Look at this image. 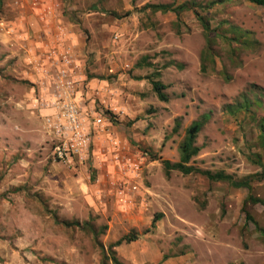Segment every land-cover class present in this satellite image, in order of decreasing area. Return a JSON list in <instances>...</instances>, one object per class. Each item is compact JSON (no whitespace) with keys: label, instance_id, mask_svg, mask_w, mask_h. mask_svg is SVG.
Returning <instances> with one entry per match:
<instances>
[{"label":"rangeland","instance_id":"374dc122","mask_svg":"<svg viewBox=\"0 0 264 264\" xmlns=\"http://www.w3.org/2000/svg\"><path fill=\"white\" fill-rule=\"evenodd\" d=\"M68 3L0 0V264H102L100 245L111 255L132 233L111 247L121 264H264V7L89 0L83 56L60 82L42 57L58 42L60 12L75 20ZM60 83L86 138L73 165L53 158L59 121L39 114ZM204 116L190 163L250 191L197 172L166 175L162 160L179 159L186 128Z\"/></svg>","mask_w":264,"mask_h":264},{"label":"crops","instance_id":"0c3cea01","mask_svg":"<svg viewBox=\"0 0 264 264\" xmlns=\"http://www.w3.org/2000/svg\"><path fill=\"white\" fill-rule=\"evenodd\" d=\"M87 1L89 0H69V3L67 5V8L69 10L68 12L70 16L73 17L75 20H68V18L60 12L59 18L57 17V20H59L60 30L62 32L60 34V37L58 38V42L54 46H51L49 48L51 50L48 49L50 51L49 53L43 54L42 61L46 60V58L48 57H51L52 59H54L53 61L56 62L55 74L53 75V77L59 78L60 82H62L63 78H68V76L72 77V63L78 65L80 63L79 61H81V58L83 56L82 46L83 44H85V33L83 32L82 28H88L89 30H91V25L88 23V16L90 15V13H88L86 10ZM127 5L128 3L126 2L125 6ZM129 9L132 10V8ZM128 15L133 16L135 15V12L131 11V13H128ZM55 24L57 25V21L55 22ZM100 27H102L101 29L108 30L109 22L103 20ZM43 64H45V62ZM48 76L49 74H45V77ZM40 90L42 91V94L46 91L44 87L40 88ZM54 95H56V97H52L49 103H46L44 101L46 97L42 96L44 102L41 104L42 108L40 109L39 113L41 115V119L49 124H55L58 121V123L65 121L66 116L59 115L61 109H64V105L71 104L75 107V104L71 100V92H67L66 86H64L62 83L58 84L57 90H55ZM64 95L68 96L67 100H69V103H64V101H61ZM25 102L26 101H23L22 104H24ZM45 103L48 104L50 107H46ZM32 104V101L27 104V107H29L28 110L35 111L33 110L34 108H32Z\"/></svg>","mask_w":264,"mask_h":264},{"label":"trees","instance_id":"16d2710c","mask_svg":"<svg viewBox=\"0 0 264 264\" xmlns=\"http://www.w3.org/2000/svg\"><path fill=\"white\" fill-rule=\"evenodd\" d=\"M249 1L254 4L264 7V0H249ZM146 6L152 7L153 9L152 11L160 10L161 12H165V11L171 10L176 13L178 11V9L171 8L170 5L168 4H150V5L148 4ZM197 17L201 21L204 31L207 32L209 29V24L203 19L202 16L198 15V13H197ZM207 49L209 52L210 47L208 46ZM205 57H206V53L205 51H203L200 57L201 58L200 70L201 71H205ZM151 83H152V88L157 94L158 98L162 101H166L167 95L164 93L165 85L162 82L154 81V80L151 81ZM205 118L206 117L204 116L202 118L193 120L190 123V125L186 128L185 135L178 145L179 159L177 161L171 162L170 160H167V159L162 160V164H163L166 175L169 173L170 170H177L183 174L197 172L202 175H205L210 180H229L231 181V184L234 187H243V188H246L248 191H250L251 185L249 181L232 180L231 176L228 174H224L223 172H220V171L212 173L210 170L199 169L198 167H195L193 164L190 163L193 157H195L201 149L200 146L195 144V138H196L197 133L200 131L201 127L203 126ZM177 126L178 124L176 125L174 129H177ZM258 140H259L260 147L262 149V153L264 155V128L263 127L261 128L260 134L258 136ZM152 158H155V157L153 156ZM247 199L251 200L252 202L258 201V199L253 198L251 194L247 195ZM246 217L248 219H251V216L248 213H246ZM157 218L158 216H156L152 222H155ZM258 229L260 230L262 234H264V230L260 228ZM136 238H137V235L132 233L130 235H125L119 238L118 240H116L114 244L110 245L111 255H109L106 249L102 245H100L102 264H107L108 261H111L112 264H121L118 261V259L115 257L113 252L111 251V247L117 246L121 244L122 242H130Z\"/></svg>","mask_w":264,"mask_h":264},{"label":"built area","instance_id":"2783aa9c","mask_svg":"<svg viewBox=\"0 0 264 264\" xmlns=\"http://www.w3.org/2000/svg\"><path fill=\"white\" fill-rule=\"evenodd\" d=\"M66 119L64 122L58 123L59 132L63 135L53 151V158L62 163L73 165L75 157L81 155L83 145L86 138L81 130L79 119L75 115V107L71 104L64 105ZM97 122L101 123L102 118H97ZM61 127H64L63 129ZM80 160V157L78 158Z\"/></svg>","mask_w":264,"mask_h":264}]
</instances>
